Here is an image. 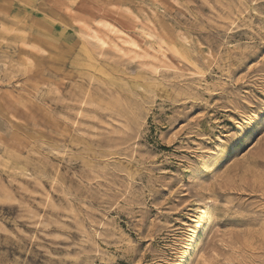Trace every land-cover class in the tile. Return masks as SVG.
Segmentation results:
<instances>
[{"label": "rangeland", "instance_id": "374dc122", "mask_svg": "<svg viewBox=\"0 0 264 264\" xmlns=\"http://www.w3.org/2000/svg\"><path fill=\"white\" fill-rule=\"evenodd\" d=\"M0 264H264V0H0Z\"/></svg>", "mask_w": 264, "mask_h": 264}, {"label": "bare ground", "instance_id": "6f19581e", "mask_svg": "<svg viewBox=\"0 0 264 264\" xmlns=\"http://www.w3.org/2000/svg\"><path fill=\"white\" fill-rule=\"evenodd\" d=\"M103 43V42H102ZM92 59V58H91ZM95 60V59H94ZM92 65V64H91ZM96 65V64H95Z\"/></svg>", "mask_w": 264, "mask_h": 264}]
</instances>
